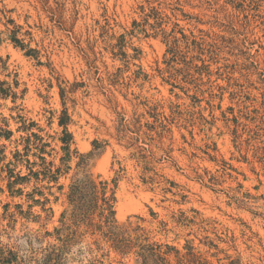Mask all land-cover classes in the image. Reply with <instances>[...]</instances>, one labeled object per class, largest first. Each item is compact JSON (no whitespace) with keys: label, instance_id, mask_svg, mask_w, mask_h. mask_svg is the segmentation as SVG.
<instances>
[{"label":"rangeland","instance_id":"obj_1","mask_svg":"<svg viewBox=\"0 0 264 264\" xmlns=\"http://www.w3.org/2000/svg\"><path fill=\"white\" fill-rule=\"evenodd\" d=\"M88 180L113 235L81 221ZM0 247L264 264V0H0Z\"/></svg>","mask_w":264,"mask_h":264},{"label":"trees","instance_id":"obj_2","mask_svg":"<svg viewBox=\"0 0 264 264\" xmlns=\"http://www.w3.org/2000/svg\"><path fill=\"white\" fill-rule=\"evenodd\" d=\"M60 126L64 129V137L61 139L62 144H64L63 150L66 152V155L69 156L70 153V143L73 138L72 135L67 130V124L64 119H61L59 122ZM107 183H101V186L97 185L94 181L88 180L80 185H73L71 188V197H76L77 200L76 207L80 210L81 221L89 222L90 228H97V230L102 231L104 228L108 229V233L111 235L110 230L116 225L115 211H114V195L107 197ZM99 211V227L93 223V215ZM115 238V237H114ZM115 240H117L115 238ZM62 241V239H60ZM68 241V239H66ZM119 242V240H117ZM122 246V244H120ZM0 263L1 264H20L18 261L17 253H14L10 250L4 251L0 247ZM44 264H49V261H44Z\"/></svg>","mask_w":264,"mask_h":264}]
</instances>
